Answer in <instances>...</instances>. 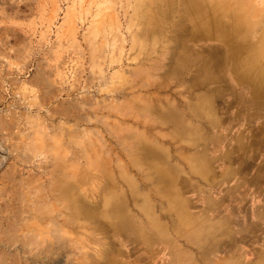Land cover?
I'll use <instances>...</instances> for the list:
<instances>
[{"label":"rangeland","instance_id":"rangeland-1","mask_svg":"<svg viewBox=\"0 0 264 264\" xmlns=\"http://www.w3.org/2000/svg\"><path fill=\"white\" fill-rule=\"evenodd\" d=\"M188 3L264 50V0H0V264H264V78Z\"/></svg>","mask_w":264,"mask_h":264},{"label":"bare ground","instance_id":"bare-ground-1","mask_svg":"<svg viewBox=\"0 0 264 264\" xmlns=\"http://www.w3.org/2000/svg\"><path fill=\"white\" fill-rule=\"evenodd\" d=\"M187 9L189 10V13L191 15L196 16L195 18V26L205 27L213 26V35H215V32L218 36V38L222 39V41L227 45L228 47V57L229 61L231 62V72L232 74L238 78L239 84L240 81L244 85H248L247 81H252L250 85L252 86L250 88V93L253 95V98H259L260 96L257 93V88L255 86V83L257 84L260 82L262 78H264V50L260 53H250V54H244L242 45L238 43L234 39V33H236L237 27L234 25H228V26H222V24L218 21V19L211 20L214 15L209 14L208 12L204 11L201 8H198L195 5H191L188 3ZM187 10V12H188ZM195 28V27H194ZM208 28V29H209ZM194 31V30H193ZM209 32V31H208ZM211 34V35H212ZM238 37V35H237ZM244 39V38H243ZM240 41V39H239ZM245 81V82H244ZM247 82V83H246Z\"/></svg>","mask_w":264,"mask_h":264}]
</instances>
